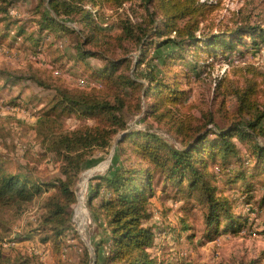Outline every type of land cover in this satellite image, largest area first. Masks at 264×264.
Masks as SVG:
<instances>
[{
	"label": "rangeland",
	"instance_id": "rangeland-1",
	"mask_svg": "<svg viewBox=\"0 0 264 264\" xmlns=\"http://www.w3.org/2000/svg\"><path fill=\"white\" fill-rule=\"evenodd\" d=\"M10 1L0 2L1 165L45 184L49 193L54 191L51 184L63 176L61 162L41 142L49 133L45 126L62 133L96 123V116L56 118L55 112L50 116L56 118L52 119L54 123L38 126L39 117L45 114L58 88L93 91L112 105L123 106L118 117L123 119L125 130L113 136L109 147L95 150L83 165L72 186L77 202L72 205L70 229L61 237L59 250L51 241L42 243L40 238L45 235L36 232L44 214L43 202L50 194L20 213L0 212L1 232L6 239L11 236L9 239L18 242L21 237H31L27 244L20 241V246L10 249L38 254L46 264H81L86 253L87 264H94L96 258L101 264L109 252L110 234L107 223L93 213L88 200L91 186L99 182L97 178L109 174L119 139L128 132H148L181 149V133L195 134L196 127L205 125V131L226 129L243 118L250 119L252 114H240L239 96H257L252 105L263 104L264 0H198L203 7L198 14L199 38L220 36V44L229 41L240 27L253 30L237 33L242 37L240 43L226 53L221 47L215 53L209 52L202 42L189 50L177 51L166 67L160 65V60L152 62V57L163 52L151 46L142 57L144 63L136 66L140 48L126 36L140 27L151 28L152 5L145 0H127L118 5L86 3L85 8L93 15L90 26L96 27L98 36L96 42L83 47L99 51L109 61L130 60L129 66L126 63L116 69L109 68L102 58L78 56L77 45L91 35V29L83 22L49 13L48 20L54 21L41 29L46 0ZM156 25L163 26L162 17L157 18ZM149 39L154 42L160 38L153 35ZM170 48L173 49H166ZM149 68L168 83L170 90L177 86L178 91H183L180 100L166 103L158 111L151 110L149 104L161 99L157 92L145 95L151 86L140 75ZM122 75L136 80L134 89L128 90L119 80L115 81ZM210 120L214 125L208 126ZM136 137L137 142H145ZM232 140L237 152L225 158L221 152L215 157L209 149L204 152L209 187L219 201L227 204L232 216L221 217L219 228L211 237L206 224L208 211L199 196V187L187 189V179L181 183L155 171L154 196L149 201L146 225L156 233L150 253L159 264H264V171L257 164L253 142L242 140L238 133ZM256 141L264 146V138ZM126 147L124 159L137 161L132 144ZM105 196L107 192L102 189L94 204Z\"/></svg>",
	"mask_w": 264,
	"mask_h": 264
},
{
	"label": "trees",
	"instance_id": "trees-1",
	"mask_svg": "<svg viewBox=\"0 0 264 264\" xmlns=\"http://www.w3.org/2000/svg\"><path fill=\"white\" fill-rule=\"evenodd\" d=\"M47 5L42 9L41 29L51 26L52 19L48 20L49 13L56 16L72 18L75 22H83L86 28L91 29V35L77 45L78 56L99 57L107 62L111 69L130 63V60L112 61L102 57L99 51L84 49V45L92 44L98 36L93 25V15L85 8L86 3L97 4L105 2L109 4H122L127 0H46ZM146 4L153 6L151 12V28H137L126 34L128 40L137 44L140 48V56L136 66L144 62L147 48L161 50L160 56L152 57V62L160 60V65L166 67L171 58L179 52L189 50L199 43H205L209 52H216L221 47L226 53L240 43L243 31L253 30L252 27H240L236 34L229 41L218 43L220 36L206 37L201 39L196 34L199 29V13L201 5L198 0H145ZM2 3H9L10 0H0ZM14 2V1H13ZM162 17L163 26L156 25L157 18ZM51 18V17H50ZM188 18V19H187ZM187 19L184 25L180 21ZM175 35L172 37V35ZM234 33H232L233 35ZM156 35L159 40L149 39ZM145 37V38H144ZM151 40V41H150ZM96 42V41H95ZM139 43V44H138ZM153 45V46H152ZM220 45V46H219ZM172 46L170 49H166ZM129 63L127 66H129ZM148 80L151 87L145 91V95L158 93L160 101H153L149 104L151 110L158 111L160 107L167 104H175L183 95L178 91L177 86L171 87L156 74L155 70L149 68L140 75ZM115 81H120L126 89H134L136 80L132 77L118 76ZM168 91V93H166ZM253 91V90H252ZM254 100L249 96H239V111L241 116L252 114L250 119L239 121L226 129H209L196 127L195 134L181 133L184 146L177 148L162 141L158 136L148 132H128L119 139L116 146V154L113 158L112 168L109 174L98 177L96 185L91 186L88 205L93 213L103 218L107 223L110 234L109 252L104 256L101 264H159L155 257H152L150 249L153 248L156 233L151 226L146 225L149 217L148 206L150 199L154 196V174L160 171L166 174L168 179H177L189 182L187 189L199 187L201 200L207 208L206 224L209 229V237L217 231L221 223V217L232 219L231 213L225 202L217 199L215 193L209 187L207 179V161L204 152L209 151L214 157L221 152L223 158L230 153H236V144L233 136L238 133L242 140L253 142V152L257 156L259 169L264 171V146L257 144V139L264 138V102L253 106ZM160 102V103H159ZM163 102V104H162ZM160 104H162L160 106ZM119 108L111 102L101 99L93 91L87 92L82 89H56L55 97L50 101L45 114L39 117L36 124L45 125L54 123V119L77 115L79 117L96 116V123L91 126H84L80 129L57 133L50 129L49 125L45 130L49 132L41 142L46 144L48 151L55 154L61 162V174L51 187L54 191L49 193L45 184L31 179L28 175L15 174L0 163V212L15 210L20 213L34 201L41 199L44 195L50 194L43 202L44 214L41 217L39 227L36 229L41 235V242L51 241L55 250H59L62 241L61 237L66 230L70 229V218L72 205L77 202V197L72 186L83 165L93 156L97 149L104 150L110 146L112 138L117 133L125 130V123L118 113ZM57 117L51 118L52 113ZM163 116V115H159ZM53 119V120H52ZM214 125L213 120L208 123ZM43 134V133H40ZM214 135L215 137H210ZM143 138L144 143H139L135 137ZM137 138V137H136ZM132 144L133 151L138 158L137 161L129 157L124 159L126 146ZM105 189L107 196L99 199L94 204L101 190ZM2 222L0 221V243L5 238L1 232ZM230 223L227 225L229 226ZM31 237H21L20 241H27ZM6 254L0 247V264H46L38 254H30L25 251L10 249ZM88 254L81 264H87ZM62 264V263H60ZM98 264L96 258L95 263Z\"/></svg>",
	"mask_w": 264,
	"mask_h": 264
},
{
	"label": "built area",
	"instance_id": "built-area-1",
	"mask_svg": "<svg viewBox=\"0 0 264 264\" xmlns=\"http://www.w3.org/2000/svg\"><path fill=\"white\" fill-rule=\"evenodd\" d=\"M20 246V243L18 241L13 240L12 238L9 240H4L0 243V247L3 251L10 250V248H16Z\"/></svg>",
	"mask_w": 264,
	"mask_h": 264
},
{
	"label": "bare ground",
	"instance_id": "bare-ground-1",
	"mask_svg": "<svg viewBox=\"0 0 264 264\" xmlns=\"http://www.w3.org/2000/svg\"><path fill=\"white\" fill-rule=\"evenodd\" d=\"M85 177V176H84ZM86 178V177H85ZM86 182V181H85ZM85 187H86V185H85ZM79 198V197H78ZM83 198V197H82ZM82 201V200H81ZM83 205V204H82ZM79 206V205H78ZM78 211V210H77ZM80 211V210H79ZM83 217V216H82Z\"/></svg>",
	"mask_w": 264,
	"mask_h": 264
},
{
	"label": "crops",
	"instance_id": "crops-1",
	"mask_svg": "<svg viewBox=\"0 0 264 264\" xmlns=\"http://www.w3.org/2000/svg\"><path fill=\"white\" fill-rule=\"evenodd\" d=\"M23 243H26L27 244L28 242L26 241V242H23ZM24 246H26V245H24Z\"/></svg>",
	"mask_w": 264,
	"mask_h": 264
}]
</instances>
